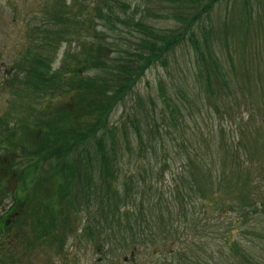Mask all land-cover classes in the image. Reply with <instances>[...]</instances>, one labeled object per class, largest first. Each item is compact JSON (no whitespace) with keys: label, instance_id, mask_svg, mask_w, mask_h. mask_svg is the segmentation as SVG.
<instances>
[{"label":"trees","instance_id":"obj_1","mask_svg":"<svg viewBox=\"0 0 264 264\" xmlns=\"http://www.w3.org/2000/svg\"><path fill=\"white\" fill-rule=\"evenodd\" d=\"M263 3L167 0L178 24L159 26L124 0H52V27L31 28L38 42L10 75L15 90L43 100L35 117L2 124L0 199L11 202L0 242L21 229L25 249L57 238L62 252L79 229L103 264H261L252 250L264 243L254 230L264 220V102L246 118L232 106L252 89L250 75L245 64L225 70L215 41L243 43ZM221 4L224 21L211 24ZM182 46L192 84L168 70ZM155 66L168 77L144 96L140 80ZM194 97L231 122L200 123ZM119 104L123 117L110 121Z\"/></svg>","mask_w":264,"mask_h":264},{"label":"rangeland","instance_id":"obj_2","mask_svg":"<svg viewBox=\"0 0 264 264\" xmlns=\"http://www.w3.org/2000/svg\"><path fill=\"white\" fill-rule=\"evenodd\" d=\"M124 1L130 4L131 9L128 10V13L134 9L137 14H144L148 21L157 25L178 24L176 19L169 17L170 13L165 8L167 0ZM146 7L150 8V13H144ZM53 10L52 0H0V134L3 137L6 136V133L2 130L4 122L11 126L12 122L30 118L31 116L35 117L37 110H40V103L43 99L39 100L38 94L33 95L29 92L24 93L19 89L15 90L13 87L14 83L11 81L14 75H10L18 67L19 59L22 55L34 50L38 42L30 35L31 28L36 27V24H46L52 27L53 23L47 21L46 14ZM225 14V4H221L213 12L210 23L220 25L224 21ZM250 25H254V29L247 33L243 43L237 39L232 42L228 40L230 43L227 48L221 46L218 49V45L221 44L217 40L215 41L217 44H215V48L219 52L220 62L225 70L233 74L241 69L242 64H245L248 69L252 89L244 91L237 101L232 104L234 108L240 109V113L245 118L248 107L250 110L254 109V111H257L258 108L256 107H261L264 102V96L261 93L262 88H264V3L260 7V12L253 14ZM38 26L42 27L41 25ZM63 48L64 45L58 50V56H61ZM190 57L191 52L188 46L176 49L173 60L176 64H172L168 69L171 79H184L189 84L194 82L193 76L190 73L184 74L182 71L186 70V66L190 68L189 64H187ZM15 63H17L16 67ZM157 77H168L165 69L161 66H155L146 71L139 84L141 94L145 96L150 92ZM189 99L192 100V98ZM193 99L195 103L201 106V112H199L196 106H193L194 115L200 123L221 121L222 124H229L231 122V119L227 116H225V119H221L213 109H211L210 113H207L205 106H203V101L196 97ZM126 103L125 111H128L131 101L128 100ZM121 117H123V106L119 104L111 112L110 121L119 122ZM188 120L191 121L189 118ZM7 133L10 134L8 130ZM4 175H7L6 171L0 169V178L4 177ZM0 187H4L1 181ZM10 202V195L6 194L5 198L0 199V211L5 209ZM81 215L84 218L83 213ZM97 220L101 226L99 214L97 215ZM255 224L254 230L264 236V220L257 221ZM73 225L74 223L71 226ZM99 232L101 233V231ZM20 233L21 229L19 236L14 235V237L0 242V264H103L105 261H101V249H96L93 241L89 239L86 233L78 231L70 233L68 231L69 236L64 242L65 251L62 252H60V246L63 242H59L57 238L52 239V241L48 240L44 244L38 243L30 248V250H27L22 238L23 235ZM255 235L249 234L247 237ZM1 238L2 236H0V240ZM252 251L257 256L259 255L261 264H264V243L260 249L254 247ZM108 264L128 263L126 261H112Z\"/></svg>","mask_w":264,"mask_h":264}]
</instances>
